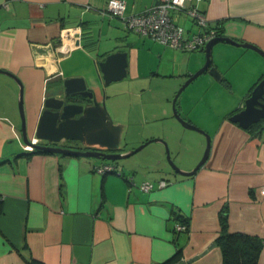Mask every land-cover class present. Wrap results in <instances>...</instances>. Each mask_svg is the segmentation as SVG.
Here are the masks:
<instances>
[{
    "label": "crops",
    "instance_id": "obj_1",
    "mask_svg": "<svg viewBox=\"0 0 264 264\" xmlns=\"http://www.w3.org/2000/svg\"><path fill=\"white\" fill-rule=\"evenodd\" d=\"M107 1L0 0V69L22 84L27 136L43 143L35 131L45 98L64 78L81 77L96 100L105 103L113 122L123 126L119 148L67 139L58 145L126 152L164 130L179 168L191 170L204 144L199 138V143L184 146V130L178 142L180 126L168 105L182 80L203 65L205 55L136 34L107 12ZM124 1V14L131 15L160 0ZM190 2L205 13L209 26H220L222 36L264 50V0ZM173 16L191 27L186 17ZM57 37L62 42L46 69V58H34L31 46ZM118 51L125 52L126 75L104 84L99 62ZM211 65L220 76L202 73L182 90L179 108L176 101L182 117L210 138L206 161L190 176L170 168L161 144L122 162L21 154L32 148L21 135L19 85L0 73V264H28L30 258L42 264H156L178 249L186 264H221L214 241L224 207L229 231L264 240V121L249 130L229 120L264 76V56L218 41L211 48ZM175 76L180 81L162 90V100L156 99L159 81ZM131 127L138 132L136 141L132 144L127 137L123 149ZM104 163L121 166L122 176L96 172L94 166ZM160 179L168 184L158 188ZM144 181L153 182V189H140ZM181 219L187 229L177 231ZM258 264H264V245Z\"/></svg>",
    "mask_w": 264,
    "mask_h": 264
},
{
    "label": "water",
    "instance_id": "obj_2",
    "mask_svg": "<svg viewBox=\"0 0 264 264\" xmlns=\"http://www.w3.org/2000/svg\"><path fill=\"white\" fill-rule=\"evenodd\" d=\"M218 41H225L248 47L264 56V50L248 42H240L228 36H216L198 50L205 55L203 65L187 77L172 99L173 116L184 127L199 131L206 136V145L202 157L191 170H182L174 163L170 157L167 142L163 138L148 139L126 152H104L95 149L79 150L58 145L60 140L67 139L79 141L87 146L97 143L109 150H116L119 148L123 126L113 122L105 103L96 100L93 91L86 86L85 81L81 77L64 78L60 83L54 85V94L48 95L44 100V108L35 131L36 138L43 141V143L30 141L27 136L23 113L22 84L13 74L0 69V73L11 76L19 85L18 107L21 117V135L24 143L32 148V151L22 152L21 154L41 150L61 155L119 160L129 157L149 143L157 141L164 145L165 160L175 173L184 176L195 174L209 155L210 138L207 133L203 132L180 115L176 101L182 90L202 73L209 71L215 78L220 76L217 69L211 65V48L213 44ZM61 42L62 38L57 37L47 44H33L31 47L34 58L45 57L46 65L44 68L47 69L50 61L55 57V48L60 45ZM126 66L125 52L118 51L107 55L105 59L99 62L104 84H109L112 81L124 77L126 75ZM57 72L58 71L55 70L52 74H56ZM262 119H264V78H261L245 98L243 107L229 116L230 121L237 123L244 129H247L249 126ZM198 257L199 256H196L195 259ZM180 264H186V262L182 261Z\"/></svg>",
    "mask_w": 264,
    "mask_h": 264
},
{
    "label": "built area",
    "instance_id": "obj_3",
    "mask_svg": "<svg viewBox=\"0 0 264 264\" xmlns=\"http://www.w3.org/2000/svg\"><path fill=\"white\" fill-rule=\"evenodd\" d=\"M125 7L124 0H108L106 4L107 12L113 17L120 18L126 28L169 48L185 52L197 51L215 37L213 29L209 28L205 13L200 11L190 0H160L131 15L124 14ZM174 13L189 19L191 27L187 29L176 22ZM35 141L36 139L33 138L32 142ZM94 169L100 174L113 172L122 176L121 166H116L114 163L96 165ZM126 179L129 184H134L131 176ZM167 184V180L160 179L156 185L158 188H162ZM139 187L144 191H149L153 189L154 183L144 181L140 183ZM175 229L184 231L187 226L179 221L175 224Z\"/></svg>",
    "mask_w": 264,
    "mask_h": 264
},
{
    "label": "trees",
    "instance_id": "obj_4",
    "mask_svg": "<svg viewBox=\"0 0 264 264\" xmlns=\"http://www.w3.org/2000/svg\"><path fill=\"white\" fill-rule=\"evenodd\" d=\"M209 28L213 29L215 37L222 36L221 28L219 25H216L215 27L209 26ZM261 78H264V76H262ZM262 121H264V119L252 124L247 129L252 130L253 128L257 127ZM36 151L45 152L41 150ZM180 222L187 226V221L185 219H181ZM219 223L220 233L214 242L221 251V264H258V259L262 249V245H264V240L257 236H251L242 232L229 231L227 224V210L225 209V207L219 213ZM180 262L181 252L178 249L172 256L156 264H179ZM28 264L42 263L33 258H30L28 260Z\"/></svg>",
    "mask_w": 264,
    "mask_h": 264
},
{
    "label": "rangeland",
    "instance_id": "obj_5",
    "mask_svg": "<svg viewBox=\"0 0 264 264\" xmlns=\"http://www.w3.org/2000/svg\"><path fill=\"white\" fill-rule=\"evenodd\" d=\"M187 21L189 22V19H187ZM207 73L208 74H210L209 73V71H207ZM180 79H181V77H179V76H175V77H173V79H170V78H166L164 81H159V88H161V89H159V91H157V92H155L156 93V99H163V95L165 94H163V89L165 90V89H167V88H169V87H171V85H174V84H176V83H178V81H180ZM186 79V78H185ZM185 79L184 80H182V82L180 83V85L177 87V89H176V91L178 90V88L183 84V82L185 81ZM177 80V81H176ZM191 84H193V82H191L189 85H191ZM188 87V86H187ZM182 93H183V91L180 93V95L178 96V98H177V103H178V108H179V105H180V102H179V100H181V95H182ZM174 94H175V92H174ZM174 94H171V97L169 98V105H168V107H169V109L171 110V112H172V99H173V96H174ZM178 111H179V109H178ZM179 113H181L180 111H179ZM181 115V114H180ZM182 116V115H181ZM178 122V124H179V126H180V129L177 131V140H178V142H181L182 140H181V138H180V136H181V132H182V130H184L185 132H188V133H186L185 135H184V139H183V145L185 146V145H193L195 142H196V140H197V143H199L198 142V140H199V138H200V141H202V144H204L203 145V150H202V153H203V151H204V148H205V143H206V136L205 135H203V134H199L197 131H194V130H191V129H186V127H184L179 121H177ZM133 127H131L129 130V133H126L125 134V136H124V139H123V145H121V148H125V142L127 141V137H131L130 139H129V141H132V144H134L135 143V141H136V135H137V131H136V128H133ZM186 129V130H185ZM163 132H165L164 130H162V132H159L158 134H157V136H152V137H148V138H146L144 141H146V140H148V139H151V138H163L164 140H166V142H167V145H168V148H169V153H170V157H171V159L174 161V163L178 166V167H180L179 166V164H178V162H177V160L175 159V157H174V155L173 154H171V151H170V147H169V143H168V138H167V136L163 133ZM126 140V141H125ZM143 141V142H144ZM187 142L189 143V144H187ZM142 143V142H141ZM141 143H139V144H141ZM138 144V145H139ZM154 144H161V146H163V148H164V150H165V147H164V145L162 144V143H160V142H157V141H154V142H151V143H149L148 145H146L145 147H143L142 149H144V148H146L147 146H150V145H154ZM138 145H136L135 147H137ZM184 146H183V148H184ZM134 147V148H135ZM141 149V150H142ZM129 150H131V149H129ZM128 151V150H127ZM140 151V150H139ZM139 151H137V152H139ZM136 152V153H137ZM136 153H134V154H136ZM185 153L186 152H184V151H182V153H181V155H185ZM202 153H201V156H202ZM133 154V155H134ZM133 155H130L129 157H126V158H124V159H119V160H117V162H122L123 160H126V159H128V158H130L131 156H133ZM201 156H200V158H201ZM199 158V159H200ZM198 162V161H197Z\"/></svg>",
    "mask_w": 264,
    "mask_h": 264
}]
</instances>
